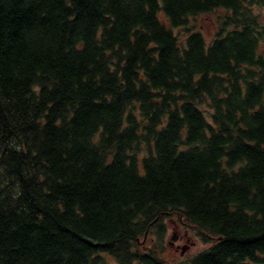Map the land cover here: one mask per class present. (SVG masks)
Returning a JSON list of instances; mask_svg holds the SVG:
<instances>
[{"label": "trees", "instance_id": "16d2710c", "mask_svg": "<svg viewBox=\"0 0 264 264\" xmlns=\"http://www.w3.org/2000/svg\"><path fill=\"white\" fill-rule=\"evenodd\" d=\"M262 8L0 0V264H264Z\"/></svg>", "mask_w": 264, "mask_h": 264}, {"label": "rangeland", "instance_id": "374dc122", "mask_svg": "<svg viewBox=\"0 0 264 264\" xmlns=\"http://www.w3.org/2000/svg\"><path fill=\"white\" fill-rule=\"evenodd\" d=\"M260 15L264 18V8L258 10ZM218 13H206L197 16L192 19V22L209 38L217 30L215 16ZM176 33L178 29L174 30ZM166 232L164 233L163 241L159 244L161 251V257L170 264H189L191 258L199 251L208 247L211 243L204 242L198 236L196 229H194L188 223L180 221L176 214L169 215L165 219ZM172 221L177 223L174 224ZM175 234L176 240L172 245H169L170 237ZM153 235V236H152ZM155 238L154 234H147V236L141 239V242L146 246H150ZM158 245V244H157ZM181 248H184V253L181 254Z\"/></svg>", "mask_w": 264, "mask_h": 264}, {"label": "water", "instance_id": "95a60500", "mask_svg": "<svg viewBox=\"0 0 264 264\" xmlns=\"http://www.w3.org/2000/svg\"><path fill=\"white\" fill-rule=\"evenodd\" d=\"M176 240V235L173 234L171 237H170V241H169V245H172L173 242ZM184 253V248H181V254Z\"/></svg>", "mask_w": 264, "mask_h": 264}, {"label": "flooded vegetation", "instance_id": "af4514ba", "mask_svg": "<svg viewBox=\"0 0 264 264\" xmlns=\"http://www.w3.org/2000/svg\"><path fill=\"white\" fill-rule=\"evenodd\" d=\"M172 222L177 225V223L175 221H172Z\"/></svg>", "mask_w": 264, "mask_h": 264}]
</instances>
